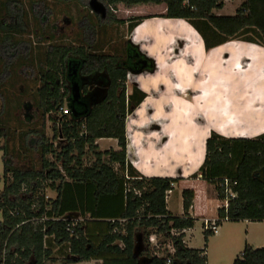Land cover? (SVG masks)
Instances as JSON below:
<instances>
[{
    "label": "trees",
    "instance_id": "16d2710c",
    "mask_svg": "<svg viewBox=\"0 0 264 264\" xmlns=\"http://www.w3.org/2000/svg\"><path fill=\"white\" fill-rule=\"evenodd\" d=\"M102 1L104 15L92 9L97 20L88 15L92 26L86 33L89 42L70 44L58 41L53 33L56 19L45 0L30 1L28 15L24 0H0V86L14 64L32 66L39 83L33 95L39 122L21 131V148L11 155L16 163L6 158L7 144L0 146L5 159L0 193V264H47L56 245L67 248L63 264L94 258H101L102 264H207L210 232L204 231L201 249L189 248L183 241V230L194 225L189 215L194 191L182 190L183 213L172 215L166 197L179 178L145 177L126 162V116L146 94L136 84L127 93L128 67L120 63L118 55L103 51V36H98L109 25L126 22L130 32L143 19H119L108 8L119 3L127 7L165 3L163 16L185 19L200 34L206 50L230 40L264 46V0L243 1L232 15L214 14V8L224 5L216 0H190L188 5L182 0ZM40 3L42 9L37 11ZM29 24L35 41L27 46L17 36L24 35ZM70 55L76 59L68 65ZM147 69H153V62ZM74 71L83 75L105 71L108 85L104 97L86 107L73 102L67 80ZM62 108H68V113ZM46 121L51 123L57 144L45 132ZM3 125L0 122V137ZM28 135L34 136L31 143L26 141ZM99 138H116L119 149L98 150L95 141ZM263 168L264 133L247 138L211 131L205 141L204 160L191 177L199 176L212 184L221 200L226 195L220 184L228 179L234 196L227 200V212L218 208L219 218L226 215L230 221H262ZM47 190L54 196L45 198ZM72 212L79 214L73 234L67 231V224L74 221L68 216ZM40 215L59 219L46 221L45 231H34L28 219ZM96 220L103 230L94 237L85 223ZM151 235L156 236L157 244L164 241L174 251L165 248L159 252V247L149 241ZM138 239L143 260L135 255ZM232 264H264V246L254 248L246 243Z\"/></svg>",
    "mask_w": 264,
    "mask_h": 264
},
{
    "label": "crops",
    "instance_id": "0c3cea01",
    "mask_svg": "<svg viewBox=\"0 0 264 264\" xmlns=\"http://www.w3.org/2000/svg\"><path fill=\"white\" fill-rule=\"evenodd\" d=\"M161 5L162 8H158ZM127 10H130L134 17L142 16L143 19L130 32L128 31V35L125 36L126 38L124 37L126 40L119 37L116 40V36L110 34L111 36L106 38L102 37L103 42L100 45L106 53L118 55L120 63L123 62V53L129 47L138 49L140 53L153 61L152 70L128 68L127 93L131 92L132 85L136 84L145 92L146 96L134 111L126 116V162L145 177L179 178L174 184L173 190L166 197L167 209L172 215L179 216L183 213L182 196L180 203L177 199V206L180 205L179 212L173 213L168 207V199L170 194H173L175 186L183 185L184 189L189 188L194 191L192 206L189 210V215L194 219V225L183 230V241L189 248L201 249L204 244L203 246L193 244L196 224L198 220H201V227H199L204 239L203 219L217 216L221 199L217 198L216 190L212 184L199 176L191 177V175L198 170L204 160L205 141L211 130L220 132L219 134L225 137H237V135L231 134L238 133L240 135L238 137L253 138L264 133V110H260L258 113L251 112L246 117L243 114V112L246 113L245 111L241 113L246 109L253 111L254 105V108H263L264 71H262V66L264 64L261 65L260 61L264 62L262 57L264 46L242 40H230L206 50L200 34L185 19L163 16L166 12L165 3L140 4L128 7ZM84 18L88 20V14L83 16V20ZM87 22H83L81 25L80 33L75 32L69 36L71 33L69 32L67 37L65 36L70 44L89 42L86 34ZM166 22L182 24L181 26H185L188 32H194V35L191 37L185 32H181L182 34L176 31L166 32V30H162ZM54 24L52 25L53 31ZM120 26L127 28V22ZM105 33H107V28ZM230 44H232L231 53L227 50ZM222 46L227 47L221 49ZM219 49L221 50L219 51ZM71 59H76V57L70 55L68 60ZM254 60H257L258 64L260 63V67L257 65L254 67ZM251 68L260 72V75L253 78L255 75L249 72ZM85 76L91 77L89 81L84 82L85 86L82 90L83 95L89 96L88 100H85L86 105L89 106L104 97L108 76L105 71H97ZM251 81H260L261 84L253 85L254 82L252 84ZM253 91H255L254 94ZM228 103L230 104L228 105ZM232 103L236 104L233 108ZM240 103L246 105H243L242 108ZM224 106L226 107V112L223 110L225 124L229 123L227 119H233V121L232 126L229 124L221 126H224L223 129L226 132H232L231 134L223 132L220 130L222 127L217 125L224 120L218 119L216 122L217 116L213 117L214 113L222 110V107L225 109ZM229 107L232 108L231 111L228 110ZM235 107V111L237 109L240 111L241 108L242 110L235 112L233 111ZM207 110L211 111V114H208ZM240 116H244V118L242 117V119ZM197 119H204L208 125H204ZM238 119L240 120L235 121ZM213 123L221 128L216 129L218 127H214ZM233 123L240 124L234 126ZM104 141L109 143L106 144L107 146L101 147V142ZM95 143L98 150L101 151L119 149L116 138H99ZM68 216L78 217L79 214L72 212ZM97 222L96 220V222L85 223L87 230L94 237L100 235L103 230V225H99ZM239 223L245 225L242 235L235 234L231 229H228L229 227L221 226L216 235L208 238L207 264L211 262L209 251L216 242H218L221 254L226 255V258L228 255H232L230 264L246 243L254 248L264 246V220H239L235 224ZM50 239L52 240V235L49 237V241H51ZM62 246H53L50 262L53 263L57 259L63 261L67 248ZM233 248L234 252L231 254ZM141 251L142 247L138 239L136 240L135 255L143 260L144 256L139 255ZM82 263L102 264V259L94 258L69 264Z\"/></svg>",
    "mask_w": 264,
    "mask_h": 264
},
{
    "label": "rangeland",
    "instance_id": "374dc122",
    "mask_svg": "<svg viewBox=\"0 0 264 264\" xmlns=\"http://www.w3.org/2000/svg\"><path fill=\"white\" fill-rule=\"evenodd\" d=\"M30 1L32 0H24L25 9H27L26 10L27 15L29 13L28 4L30 3ZM90 1L89 2L87 1L88 3L85 4V2H82V0H45V3L54 11L53 14L54 17L52 18L56 19V21H54L55 28L54 31L53 30L52 31L57 36L58 41L69 43V40L66 39L69 32H71L69 36L73 35L75 32L80 33L81 25L83 24V22L86 23L88 21L86 18H84L83 20V16L85 17L86 14L92 15L90 16L92 17V20H97L94 14L90 12L91 9L89 4ZM98 1L102 2L103 6H105V3H103L102 0H98ZM41 5L42 3L36 6L37 11H40L42 9ZM239 5H240L239 1L232 0L229 2H225L223 7L221 8H214L212 12L217 15H232L235 13ZM127 8H128L127 6L123 5L122 3H119L116 6H113L112 8H108V9L114 17L128 20L129 18L134 17V15L130 10L128 11ZM158 8H162V5L158 6ZM68 17H71L72 19L70 20V18ZM103 17L106 18L105 16ZM27 19L32 22V18H27ZM32 23L34 24V20ZM90 26L91 25H89V22H87V31L90 28ZM29 27L30 24L28 25L27 29L24 31V35L17 36V39H23L26 42L27 46H29L30 43L34 45V41H35L33 31H31V28ZM32 29H33V25H32ZM45 29L48 30V27H46ZM110 34L113 36L115 35L116 40H118L119 38L126 40L125 36L128 35V29L126 28V26H120L119 24H112L109 25V27H107V33L102 34L99 32L98 38L100 39L101 36H103V38L104 37L106 38ZM35 75L36 72L32 66L19 67L18 64H14L11 67V72L9 76L3 79L4 82L0 86V122L4 124L3 126L5 127V130L4 129L2 130L3 132L2 137H0V146L4 145L5 143L7 144L8 156L6 158L11 159L13 163H16L17 159L11 155L15 154L17 150H20L21 148V142H22L21 131L27 130V128L31 126L35 127L36 126L35 123L37 121L39 122V119H37L39 115L33 100L34 90L39 85L38 81L35 80ZM78 77L80 82L89 81L91 78L85 75L83 76L78 75ZM88 97H89L88 95H82L81 96L82 103H86L85 100H88ZM197 121L201 123L203 122L204 125H208V123L204 121V119L203 120L197 119ZM6 131L8 134L4 135ZM45 132L50 138V140L53 141L54 144H57V140L52 138L50 122H46ZM33 139L34 136L32 135H28L26 137V141H29V143H31ZM107 143L109 142L108 141L101 142V147L107 146L106 145ZM4 160L5 159L3 157V150L0 147V193L3 190V182H4L3 180ZM183 189H184L183 185H180L179 187L176 185L173 194H170L169 196L168 207L173 213L179 212L180 210L179 207L180 205L177 206L178 205L177 199H179V203H180L182 196L181 192ZM46 194L49 197L54 196V192L50 190H47ZM1 218L2 215L0 210V220ZM235 223L236 221H230V220L222 221L219 225V231L221 229V226H225V227H229L228 229H231V231L235 232V234L242 235L245 230V225L240 223L239 224H235ZM196 225H197V229L195 230V238L193 240V244L197 246H203L204 239H203V233L200 228L201 220H198ZM211 236H214V234L211 233ZM158 247H159V252H161L165 248L169 250L167 244H165L164 241L161 242V244ZM233 250L234 248L231 250V254H233L232 253L234 252ZM209 255L211 256L210 264H230L231 262L232 255H228V258H226L227 257L226 255L221 254L219 251L218 242H216L211 247V251H209ZM48 262H49L48 264H63V262L60 259H57L53 263L50 261Z\"/></svg>",
    "mask_w": 264,
    "mask_h": 264
},
{
    "label": "built area",
    "instance_id": "2783aa9c",
    "mask_svg": "<svg viewBox=\"0 0 264 264\" xmlns=\"http://www.w3.org/2000/svg\"><path fill=\"white\" fill-rule=\"evenodd\" d=\"M189 1L190 0H182V4L183 5H188L189 4ZM218 3H225V2H229V1H232V0H216ZM239 1L240 3H242L243 1H246V0H237ZM61 111L63 113H68V108H62ZM222 187H223V190H224V193H225V198L223 200H221V204L219 205V207H222L224 208L225 212H227V207H228V198L229 196H234V193L232 192L231 190V187H230V182L228 181V179H224L221 184H220ZM173 186V184H172ZM171 192V190H169L167 192V194H169ZM49 196L46 194L45 195V198H48ZM58 220L59 218L58 217H48L46 215H40V216H35V217H32L30 219H28V221H30L34 227V231H37V230H41V231H45L46 229V221L48 220ZM64 219H68L67 217H64ZM72 220H74L73 222H70L67 224V231H69L71 234H73V231H74V226H75V222L76 220H78V217H74L72 218ZM228 218L226 215H224L223 217L219 218L218 216L216 217H213V218H205L203 219V229L204 231H208L212 234H216L218 233L219 231V225L222 221H227ZM149 241L151 243V245H156L157 247L160 245V244H157V239H156V236L155 235H151L149 237ZM168 248H169V251L170 252H173L174 251V248L172 245L170 244H167ZM169 262V260H168Z\"/></svg>",
    "mask_w": 264,
    "mask_h": 264
},
{
    "label": "bare ground",
    "instance_id": "6f19581e",
    "mask_svg": "<svg viewBox=\"0 0 264 264\" xmlns=\"http://www.w3.org/2000/svg\"><path fill=\"white\" fill-rule=\"evenodd\" d=\"M223 4H224V3H223ZM164 25H165V27H164L162 30H166V32H168V31H173V32L176 31V32H179V33H181V32H185L186 34H188V35L191 36V37L194 35V32H188V31H187V28H186L185 26H181L182 24H179V25H178V24H173V22H166ZM181 34H182V33H181ZM231 45H232V44H230V45L228 46V49H227L229 52L231 51ZM225 47H227V46H222L221 49H224ZM221 49H219V51H220ZM225 50H226V49H225ZM219 51H218V52H219ZM230 53H231V52H230ZM262 55H263L262 57H263V59H264V53H263ZM260 59H261V57H260ZM248 60H249V59H248ZM262 61H263V60H262ZM262 61H260V62H261V65L264 64V62L262 63ZM255 65H257L258 67H260V63L258 64V61H257V60H254V67H255ZM257 70H258V69H257ZM262 71H264V65L262 66ZM262 71H261V72H262ZM249 72L252 73L253 75H255L253 78H255L256 76H259V75H260V72H259V73L256 72L254 68L249 69ZM255 72H256V74H255ZM253 82H254V81H253ZM253 82L251 81L250 83L253 84ZM263 83H264V82H263ZM258 84H261V82H260V81H258V82H254L253 85H258ZM223 90H224V89H223ZM222 92H223V91H222ZM228 93H229V92H228ZM252 93L254 94L255 91H253ZM255 95H256V94H255ZM249 99H250V97H249ZM245 100H246V99H245ZM255 101H256V100H255ZM257 101H259L258 98H257ZM261 101H262V100H261ZM249 102H250V101H249ZM262 103H263V102H262ZM229 104H230V103H228V105H229ZM240 104H241V103H240ZM257 104H258V103H257ZM259 104H260V103H259ZM243 105H246V104H241V107H242V108H243ZM234 106H236V104L234 103V105H233V103H232V108H233ZM237 106L239 107V105H237ZM261 106H262V104H261ZM216 107H217V106H216ZM224 107H225V106H224ZM251 107H252V106H251ZM254 107H255V105H254L253 108H252L253 111H248V110H250V109L242 110V108H241L242 111H241V110H240V111H241V113H242L243 111H245L246 113L243 112V114H244V116L246 117V116L249 115V113H251V112H253V113H258V111H260V110L263 111V110H264V105L262 106L263 108H260V107H259V108H258L259 110H258L257 108H254ZM232 108L229 107L228 110L231 111L230 109H232ZM245 108H246V107H245ZM235 109H236V107L233 109V111H235ZM219 110H220V109H219ZM223 110L226 112V107H225V109L222 107V110L219 111V112H222V113H219V112H218V113H214V115H213V117L217 116V117H216V122L218 121V119L221 120V121L224 120V121H222L221 124H217V125H218V126H221V125H223V124H224V125H228V124H229L230 126H232V121H233V119H232V120L227 119V122H229V123L225 124V123H226V122H225L226 119L224 118V112H223ZM207 111H209V110H207ZM207 111H204V112L207 113ZM233 111H232V113H234ZM237 111L240 112L238 109H237ZM237 111H235V112H237ZM247 111H248V112H247ZM209 112H210V113H209ZM209 112H208V114H211V111H209ZM234 114L237 115V113H234ZM205 115H207V114H205ZM219 115L222 116V117H220ZM240 115H241V114H240ZM231 116H232V115H231ZM237 116H239V115H237ZM244 116H240V118H242V117L244 118ZM206 117H207V116H206ZM209 117H210V115H209ZM228 117H229V116H228ZM230 118H231V117H230ZM233 118H234V117H233ZM243 118H242V119H243ZM214 120H215V119H214ZM239 120H240V119L235 120V121H239ZM221 121H219V122H221ZM230 121H231V123H230ZM233 124H234V126H237V125L240 124V123H238V124H237V123H236V124L233 123ZM212 125H213V126L215 125L214 127H218V126H217L216 124H214V123H213ZM221 127H222V126H221ZM221 127H218V128H216V129L219 130ZM223 127H224V126H223ZM223 127H222V129H220V130H223V132L225 131V133H227V134H229V133L231 134V133H232V132H229V133L226 132V130L223 129ZM227 127H228V126H227ZM258 131H259V130H258ZM255 132H256V131H255ZM219 133H220V132H219ZM246 133H248V134L251 133V134H252L253 132H250V133H249V132H246ZM234 134H235V135H234ZM234 134H231V135H233V136H236V135H237V137L240 136V135H238V133H237V134L234 133ZM244 135H247V134H244ZM242 136H243V135H242ZM173 187H174V184H173ZM167 195H168V194H167Z\"/></svg>",
    "mask_w": 264,
    "mask_h": 264
},
{
    "label": "flooded vegetation",
    "instance_id": "af4514ba",
    "mask_svg": "<svg viewBox=\"0 0 264 264\" xmlns=\"http://www.w3.org/2000/svg\"><path fill=\"white\" fill-rule=\"evenodd\" d=\"M104 12H105V8H104ZM104 12L101 13V14L104 15ZM69 61H73L74 62L75 60L74 59L67 60V64L68 65L71 64V62L69 63ZM122 61L123 62H121V64L123 63L124 66H126L128 68L129 67H131V68L134 67V69H136V70L147 69L148 66L150 65V63L153 62L151 59L146 57L144 54L140 53V51L138 49H134L132 47L127 48L125 53H123ZM75 64H78V62H76ZM78 75H82L83 76V74H80L79 71H77V72L74 71L73 75L68 78L67 84H68V86L70 88L71 81H74V80L78 81V83L80 85V93H81V96H82L83 95L82 94V90H83V88L85 86V83H84V81L83 82L79 81ZM80 104L85 106V107L87 106L86 103H80Z\"/></svg>",
    "mask_w": 264,
    "mask_h": 264
},
{
    "label": "water",
    "instance_id": "95a60500",
    "mask_svg": "<svg viewBox=\"0 0 264 264\" xmlns=\"http://www.w3.org/2000/svg\"><path fill=\"white\" fill-rule=\"evenodd\" d=\"M89 4H90L92 11L99 12V13L104 12L103 4L101 2H99L98 0H91ZM69 63H70V61H69ZM70 90H71L73 102H77L78 104L82 103V101L80 99L81 93H80V85H79L78 81H76V80L71 81ZM72 111H73V113H75L74 109ZM262 171L264 174V168L262 169ZM263 181H264V176H263Z\"/></svg>",
    "mask_w": 264,
    "mask_h": 264
}]
</instances>
